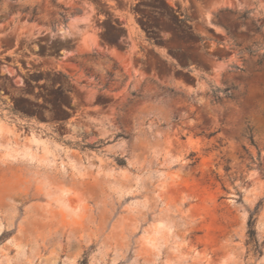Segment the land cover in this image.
<instances>
[{
  "label": "rangeland",
  "instance_id": "rangeland-1",
  "mask_svg": "<svg viewBox=\"0 0 264 264\" xmlns=\"http://www.w3.org/2000/svg\"><path fill=\"white\" fill-rule=\"evenodd\" d=\"M0 264H264V0H0Z\"/></svg>",
  "mask_w": 264,
  "mask_h": 264
},
{
  "label": "trees",
  "instance_id": "trees-1",
  "mask_svg": "<svg viewBox=\"0 0 264 264\" xmlns=\"http://www.w3.org/2000/svg\"><path fill=\"white\" fill-rule=\"evenodd\" d=\"M224 97H226L228 99H233L232 95L228 92V88H226L224 90ZM248 138H249L250 142L253 143V137L251 134H249Z\"/></svg>",
  "mask_w": 264,
  "mask_h": 264
},
{
  "label": "bare ground",
  "instance_id": "bare-ground-1",
  "mask_svg": "<svg viewBox=\"0 0 264 264\" xmlns=\"http://www.w3.org/2000/svg\"><path fill=\"white\" fill-rule=\"evenodd\" d=\"M160 142V144H163V145H165L166 143H165V141L164 140H161V141H159ZM45 147L48 149L49 148V146L48 145H45ZM61 188L63 187L62 185H59ZM64 188V187H63ZM63 201H64V203L66 204V205H69V200L64 196L63 197Z\"/></svg>",
  "mask_w": 264,
  "mask_h": 264
}]
</instances>
